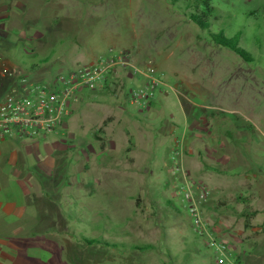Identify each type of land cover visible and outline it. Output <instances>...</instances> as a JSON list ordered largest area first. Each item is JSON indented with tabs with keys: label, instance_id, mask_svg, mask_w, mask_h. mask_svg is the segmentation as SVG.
<instances>
[{
	"label": "rangeland",
	"instance_id": "374dc122",
	"mask_svg": "<svg viewBox=\"0 0 264 264\" xmlns=\"http://www.w3.org/2000/svg\"><path fill=\"white\" fill-rule=\"evenodd\" d=\"M48 1L19 17L18 34L0 33L12 54L0 62L3 87L17 83L14 70L47 81L119 53L155 68L163 85L140 110L126 100L140 80L119 71L115 87L81 91L56 133L1 152L14 189L44 191L61 206V256L43 253L46 264H264V0H211L213 30L242 32L252 63L215 46L167 0ZM182 134L186 154L176 150ZM178 164L209 191L200 226ZM25 223L27 244L39 242Z\"/></svg>",
	"mask_w": 264,
	"mask_h": 264
},
{
	"label": "built area",
	"instance_id": "2783aa9c",
	"mask_svg": "<svg viewBox=\"0 0 264 264\" xmlns=\"http://www.w3.org/2000/svg\"><path fill=\"white\" fill-rule=\"evenodd\" d=\"M1 70L4 73L7 69ZM119 71L131 79L140 80V84L126 94V100L137 109L147 111L162 88V78L152 66L139 68L120 53L59 73L47 81L29 82L22 73L14 70L18 73L17 83L9 88L0 84V143L5 140H36L56 133L70 117L72 105L81 91L115 87ZM1 76L6 75L0 73ZM174 171L180 172L184 178L183 199L194 224L200 226V205L208 198L209 191L204 184L193 187L179 164ZM213 246L219 255L224 254V242L218 240ZM217 263L224 264V259L219 258Z\"/></svg>",
	"mask_w": 264,
	"mask_h": 264
},
{
	"label": "crops",
	"instance_id": "0c3cea01",
	"mask_svg": "<svg viewBox=\"0 0 264 264\" xmlns=\"http://www.w3.org/2000/svg\"><path fill=\"white\" fill-rule=\"evenodd\" d=\"M38 1L8 0L3 3L0 1V10L5 11V14L1 17L5 21H0V33H7L8 28H12L11 33L18 34L19 17L30 13L33 10L31 5ZM51 1L48 2L51 3ZM27 34L35 33L29 30ZM183 134L181 141L177 143L176 150L184 154L187 152L185 147L188 146L183 141ZM25 142L18 140L1 142L0 156L2 151L11 148L15 143L24 144ZM200 170L203 171V169ZM12 178L14 176L5 173L0 164V264H46V260L42 256L43 253L47 255L52 250H59L61 256L60 243L63 237L57 235L61 234V229L64 228L65 224L64 218L60 216L61 206L56 199L47 195L44 191L28 188L22 184H20V189H14ZM16 180L19 182L18 178ZM25 221L28 224L32 222L35 225L30 234H42L40 243L27 244L28 238L25 235L27 233L23 229L26 225ZM63 240L66 243L70 242L69 239Z\"/></svg>",
	"mask_w": 264,
	"mask_h": 264
},
{
	"label": "trees",
	"instance_id": "16d2710c",
	"mask_svg": "<svg viewBox=\"0 0 264 264\" xmlns=\"http://www.w3.org/2000/svg\"><path fill=\"white\" fill-rule=\"evenodd\" d=\"M167 1L172 7L176 8V10L180 12L189 24L193 25L198 31L204 33L206 38L215 46L231 51L247 63H252L254 61V55L241 45L242 32L237 31L235 34L227 35L223 29H219L217 32L213 30V25L219 19V12L215 9V7H213L211 0ZM257 49L259 48L257 47ZM11 57L12 54L9 47L0 43V60L5 62ZM18 65H21L23 68H27L26 63H18ZM34 67H37V65ZM96 138L100 140L99 136H96ZM103 147L104 145L101 143V150ZM172 206L175 210L179 211L175 205Z\"/></svg>",
	"mask_w": 264,
	"mask_h": 264
}]
</instances>
